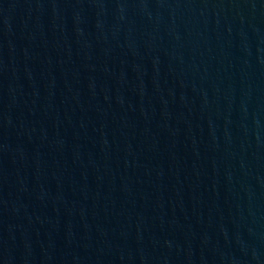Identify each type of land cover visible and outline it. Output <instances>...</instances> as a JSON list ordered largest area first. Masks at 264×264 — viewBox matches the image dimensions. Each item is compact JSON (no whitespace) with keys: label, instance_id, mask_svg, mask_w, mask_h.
Listing matches in <instances>:
<instances>
[{"label":"water","instance_id":"water-1","mask_svg":"<svg viewBox=\"0 0 264 264\" xmlns=\"http://www.w3.org/2000/svg\"><path fill=\"white\" fill-rule=\"evenodd\" d=\"M0 264H264V0H0Z\"/></svg>","mask_w":264,"mask_h":264}]
</instances>
